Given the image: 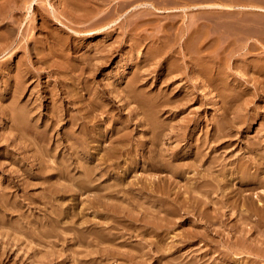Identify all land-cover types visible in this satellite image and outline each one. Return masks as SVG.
<instances>
[{"label": "rangeland", "instance_id": "rangeland-1", "mask_svg": "<svg viewBox=\"0 0 264 264\" xmlns=\"http://www.w3.org/2000/svg\"><path fill=\"white\" fill-rule=\"evenodd\" d=\"M7 24L12 30L4 29ZM263 44L264 0H0V247L2 237L7 233L11 238L17 236L20 239L19 245H11V251L7 247L10 260L5 263L188 264L194 258L192 264H210L212 261L224 264L220 250L226 248L219 244L222 243L220 235L215 236L213 242L195 237L193 243H188L187 238L193 237L192 233L201 228L195 226L198 213L189 216L183 210L177 211L178 205L183 203L188 205H183L185 208L195 205L186 198L189 194L183 192L186 180L175 177L164 166L158 170L146 169L144 157L153 160L163 157L150 140L154 137L150 125L139 123L148 114L136 112L138 102L127 100L124 94L129 90L127 83L133 81L139 87L142 84L141 90L152 93L165 85L167 87L161 91L173 92L171 96L183 97L189 93L192 97H188L189 101L182 99L184 107H174L181 99L177 97L164 108L173 107L176 112L181 108L168 119L172 112L163 115L164 118L167 116L163 122L164 133L186 135L188 144L183 151H188L189 145L206 137V132H213V122L219 118L223 122L220 113L225 111L228 119L236 117L233 125L231 122L227 125L235 134L232 145L221 155L226 156V161L235 155L253 157L254 154L241 146L258 140L264 148ZM211 58L216 60L213 66L209 64ZM208 68L215 73L210 72L216 79L213 85L203 81L209 77L204 73ZM162 76H169L167 83ZM19 79L24 83L23 92L14 99L11 91ZM83 82L89 84V92L83 89ZM101 89L108 92L112 103L97 93ZM229 95L234 96L235 101L231 102ZM62 99L65 100L62 102ZM70 100L74 102V113H83L85 110L81 108L85 109L87 105L91 108L93 102L101 107L90 111L92 120L85 131L87 140L82 137L95 159L81 153L83 144L79 143V148L78 143L74 144L78 151L68 167H76L69 171L70 177L75 179L54 175L48 180L50 168L60 169L61 164L68 163L64 147L68 141L65 143L61 134L64 129L60 128L66 120L57 116L60 126L53 125L51 116L54 114L50 108L63 110ZM21 109H30L31 113L25 132L15 130L8 120L9 114ZM141 140L145 144L140 148ZM69 142L73 144L74 140ZM168 142L162 147L175 146L177 136ZM45 149L51 152H40ZM207 151L210 149L204 152ZM220 151L211 155H218ZM38 152L44 155L42 160L48 172L46 169L39 172L36 163L39 159L32 160ZM262 152L264 149L261 148L257 153ZM188 160L190 158L171 163ZM205 164L199 168L201 173L208 165ZM250 171L252 173L254 168ZM36 172L44 177H38ZM234 174L233 177L241 175ZM79 181H85L88 190ZM15 182L26 187V191L17 188ZM143 184L146 190L141 189ZM153 184L157 188L151 191ZM172 184L181 186L182 192H175L176 195L173 191L177 188L163 190L162 187L168 185L173 188ZM263 189L264 184L244 194L258 201L257 195L263 196ZM100 193H106L102 198L103 205L108 204L105 207L98 202ZM194 195L202 197L203 194ZM216 196L212 194V197ZM102 210L105 216L100 214ZM208 212L212 213L210 208ZM187 217L192 218L188 221L185 220ZM217 225L212 228L220 229ZM38 228L43 231L41 241L33 234ZM35 249L40 253L37 254ZM235 249L231 251L233 259L227 264H264L263 249L258 256L256 252L248 254ZM1 251L0 248V254ZM201 252L207 253L204 259L200 258ZM40 254L43 259L38 261ZM239 256L243 259L239 260Z\"/></svg>", "mask_w": 264, "mask_h": 264}, {"label": "bare ground", "instance_id": "bare-ground-1", "mask_svg": "<svg viewBox=\"0 0 264 264\" xmlns=\"http://www.w3.org/2000/svg\"><path fill=\"white\" fill-rule=\"evenodd\" d=\"M18 1V0H17ZM62 1V0H61ZM72 1V0H71ZM76 1V0H75ZM117 1V0H116ZM134 1V0H133ZM169 1V0H168ZM194 1V0H193ZM4 2V1H3ZM6 2V1H5ZM74 2V1H73ZM139 2V1H138ZM180 2V1H179ZM188 2V1H187ZM199 2V1H198ZM72 3V2H71ZM122 3V2H120ZM129 3V2H128ZM132 3V2H131ZM79 4V3H78ZM77 4V5H78ZM30 5V3H29ZM125 5V4H124ZM12 6V5H11ZM120 6V5H119ZM183 6V4H182ZM173 7V6H172ZM218 7V6H217ZM230 7V6H228ZM14 9V8H12ZM70 9V8H69ZM110 9V8H109ZM112 9V8H111ZM73 11V9H71ZM76 10V9H75ZM89 11V10H88ZM91 11V10H90ZM112 11V10H111ZM5 13V12H4ZM107 13V12H106ZM86 14V13H85ZM88 14V13H87ZM86 14V15H87ZM109 14V13H108ZM146 14V13H145ZM110 15V14H109ZM137 15V14H136ZM78 16V14H77ZM83 16V14H82ZM106 16V15H105ZM104 17V16H103ZM108 17V15H107ZM18 18V17H17ZM87 18V17H86ZM105 18V17H104ZM4 19V18H3ZM100 18H98V21H99ZM102 19V17H101ZM15 20V19H14ZM20 20V19H19ZM40 21V20H39ZM81 21V20H80ZM101 21V20H100ZM12 22V20H11ZM77 22V21H76ZM5 23V22H4ZM145 23V22H144ZM151 23V22H150ZM39 24V23H38ZM9 24H7L6 26H4V29L5 30H12L11 28H8ZM86 25V24H85ZM46 26V25H45ZM102 26V25H101ZM25 28V27H24ZM25 30V29H24ZM134 31V30H133ZM49 32V31H48ZM52 34V33H51ZM191 34V33H190ZM213 34V33H212ZM53 35V34H52ZM254 35V34H253ZM55 38V37H54ZM193 38V37H192ZM204 38V37H203ZM261 39V38H260ZM6 40V39H5ZM57 40V39H56ZM238 40V39H237ZM256 40V39H255ZM213 41V40H212ZM215 41V40H214ZM158 42V41H157ZM186 42V41H185ZM66 44V43H65ZM264 45V44H263ZM262 45V49H264V46ZM213 46V44H212ZM251 46V45H250ZM254 46V45H253ZM261 46V45H260ZM68 47V46H67ZM111 47V46H110ZM183 47V46H182ZM197 48V47H196ZM259 48V47H257ZM38 49V48H37ZM188 49V47H187ZM67 50V49H66ZM192 50V49H191ZM58 51V50H57ZM112 51V50H111ZM158 51V50H157ZM156 52V51H155ZM73 53V52H72ZM103 53V52H102ZM102 53L100 55H102ZM98 54V53H97ZM187 54V53H186ZM192 54H193V51H192ZM162 55V54H161ZM164 55V53H163ZM109 56V55H108ZM193 56V55H192ZM83 57V56H82ZM212 57V56H211ZM106 59V58H105ZM212 60L209 61V64H211L212 66L216 63V60L214 58H211ZM181 60V59H180ZM206 60V58H205ZM86 61V60H85ZM95 60H93L94 62ZM104 61V60H103ZM180 62V61H179ZM85 63V62H84ZM88 64L90 62H87ZM179 64V63H178ZM187 64V63H186ZM81 65V64H80ZM69 66V65H68ZM87 66V65H86ZM95 66V65H94ZM20 67V66H19ZM91 67V66H89ZM170 67V66H169ZM180 67V66H179ZM98 68V67H97ZM171 69V68H170ZM168 69V70H170ZM176 69V68H175ZM209 69V68H208ZM214 69V68H213ZM172 70V69H171ZM168 71L169 73L171 72ZM197 70V69H196ZM206 72L207 75H209V77H207V79L203 80L205 81V83L207 82L208 84H211L213 85V82L216 80L215 78H213V75L211 74L210 76V72L215 74L214 72H212L211 69L207 70V69H204ZM92 71V70H91ZM144 72V71H143ZM167 72V73H168ZM91 73V72H89ZM165 73V74H167ZM20 75V74H18ZM169 75V74H168ZM199 75V74H198ZM68 76V75H67ZM165 76V75H163ZM162 76V77H163ZM202 76V75H201ZM20 77V76H19ZM166 77H169V76H166ZM166 77H163L165 80H163L164 82L167 83L166 81ZM91 78V77H90ZM198 78V77H197ZM203 78V77H202ZM224 78V77H223ZM169 79V78H168ZM167 79V80H168ZM172 80V79H170ZM174 81V80H173ZM60 82V81H59ZM91 82V81H90ZM196 82V81H195ZM202 82V81H201ZM128 85V92L124 94V96L127 98V100H133L135 99L138 103H137V107H135V111L136 112H142L141 114H143L145 112V114L147 115L148 114V117L146 116V118L143 117V119H141L139 121V123H142V124H149V128L152 132V135L154 136L151 140V142L154 144L153 146L156 148V151L158 150L160 152V155L163 157L162 159H151L150 157H144V164L146 165V169H152V170H158L159 168L161 167H165V168H169V172H171L175 177H178V178H182L184 180H186V183L183 185V192H187L189 195L188 198L189 201L192 200V202L194 201L195 202V205L193 206H189L187 208H185L186 206L188 205H184L181 204V205H178L177 207V211H180V210H183L184 213L186 214H195V213H198L196 215L199 216L198 219H196V224L195 226L201 228L200 230L198 229L197 232H194V234L192 233V235H194L193 237L189 236L187 239L188 243H193L194 240H195V237H198V238H201V240H205V241H208V242H213L214 241V238L215 236H221V242H219V244H221V246H224L226 249L225 250H220L223 255H224V259L222 258V262L224 264H227L229 262L230 259H233L232 257V253L231 251L235 248H238V250H240V252L244 253H248V254H255L256 252V255L258 256V254H260V252H262L264 250V248H261L260 246L264 247L263 244H264V202H261V199L264 200V195L262 196L261 194H258L257 195V198L259 199L258 201H255L254 199L250 198L249 195L247 194H244L245 191H253L255 188H257L258 186H262L264 184V177L261 176V174L263 173L264 174V153L262 152V154H258V150H261L264 149L261 145H260V141L257 140V142H254V143H250V142H246L247 144H244V146L241 148L245 149L246 152H249V154H254L253 157H244V155H235L236 157L233 158V159H230L229 161H226L225 157H223L221 154L225 153L226 150H228V148H230L229 146L232 145L233 143V140H232V136H234L232 130H231V127L227 125L228 122H231L232 125L234 124V118H229L228 119V114H226L227 112L225 111H221L222 113H220L222 115L221 119L223 122H220V118H219V121L217 120L216 122H213L212 126H213V132L212 133H207L206 137L204 139H197L195 141L194 144H191V146L189 145L188 147V151H183V148L188 144L187 143V139H186V135L184 137V134H181V133H177V134H171V132L169 131L168 134L164 133V120L165 118L167 117H163V115H165V113H169V112H172V113H169L168 114V117H171V115L177 113V112H180L181 108H178L179 110L176 112L172 109H176V108H173V107H169L167 109H164L166 108V106H168V104H172V102H175L176 100H173V99H177V95H173L171 96V94L173 93L172 90H171V94L166 92V89L162 92L161 90H163L165 87H167V85H165V87L162 89L160 88V91L158 90V92L156 93H152V91H147L145 89L141 90L140 87L142 86V84L140 83V87L137 86V83L135 81H133L132 83H127ZM215 84V82H214ZM230 84V83H229ZM26 85V84H25ZM60 85V84H59ZM106 85V84H105ZM157 85V84H156ZM163 85V84H161ZM62 86V84H61ZM83 89L86 91V92H89L90 91V86L88 83L86 82H83ZM23 87H24V83L22 82L21 79L17 80V82L14 83V89L13 91H11V96L16 99L18 98L22 92H23ZM119 87V86H118ZM124 87V86H123ZM260 87V86H259ZM26 88V87H25ZM96 88V87H95ZM172 88V87H171ZM211 88V87H209ZM214 88V87H213ZM261 88V87H260ZM110 89V88H109ZM124 89V88H122ZM200 89V88H199ZM65 90V89H64ZM190 90V89H189ZM213 90V89H212ZM211 90V91H212ZM118 91V89H117ZM120 91V89H119ZM127 91V90H126ZM174 91V90H173ZM188 91V90H187ZM53 92V91H52ZM64 92V91H63ZM85 92V93H86ZM113 92V91H112ZM170 92V90H169ZM175 92V91H174ZM215 92V91H214ZM54 93V92H53ZM101 98H107V99H110V95L108 94L107 91H105L104 89H101V90H98L97 92ZM110 94H112L111 92H109ZM114 93V92H113ZM191 93V92H190ZM88 94V93H87ZM86 94V95H87ZM186 94V93H185ZM189 94V93H188ZM188 94H186L185 96L179 97L180 101L179 103H177L174 107H179V106H183L185 105V103L183 102V98L184 100L186 101H189L188 100V97H191L189 96ZM193 94V93H192ZM217 95V94H216ZM117 96V95H115ZM218 97L219 94L217 95ZM216 96V97H217ZM48 97V96H47ZM97 97V96H96ZM124 97V98H125ZM230 97V101L233 102L235 101V97L234 96H228ZM56 98V97H55ZM93 99V97H90ZM102 98V99H103ZM117 98V97H116ZM192 98V97H191ZM197 98V97H196ZM97 99V98H96ZM115 99V98H113ZM178 99V100H179ZM194 99V98H193ZM65 100V99H64ZM62 99V102L64 101ZM117 100V99H115ZM131 100V101H132ZM134 100V101H135ZM182 100V101H181ZM218 100V99H217ZM220 100V99H219ZM57 101V100H56ZM67 101V100H66ZM81 101V100H80ZM112 100L110 99V103ZM128 101V102H129ZM133 101V102H134ZM120 102V101H119ZM118 102V103H119ZM230 102V103H231ZM36 103V102H35ZM66 103V102H65ZM64 103V104H65ZM121 103V102H120ZM119 103V104H120ZM123 103V102H122ZM130 103V102H129ZM98 104V103H97ZM96 102L92 103L91 104V108H89L90 106L87 105L85 107V109H82L81 110H85L83 113H81L82 111L78 112L76 111L75 112V107H74V102L73 101H68V107L63 109L62 108L58 111L57 108L56 110L52 107L50 108L52 111H53V114L51 117L52 121L51 123L55 126H60V121L56 118L57 116H63V120H66L63 122V120H61V122H63L61 124V127L60 128H63L64 131L61 132V134L63 135L64 137V140H65V143L68 141V143L70 145L67 144H64V147H66V151H67V154L65 155L68 156V158H66L68 160V163L66 164H61L63 167H58L60 169H57V168H50L49 170H52L51 171V174H48L49 176L46 177L49 179V177L51 178L52 176L54 175H57V176H65L68 178V176L70 177V174H69V171L70 169L72 168H76L74 165L71 166L70 168L68 167L70 164H71V160H74L72 159L74 156V154H76V151L77 150V147L74 145L78 143V148H79V143L80 144H83L82 146H80L81 148V153H83L85 155V157H88V158H92L94 157V154L92 152L89 151V148H88V145L87 147H85L84 144H86L87 142H84L82 141L83 138L86 139V128L88 126V124L91 122L92 120V117H91V114H90V111L93 109H98L100 106L99 104L97 105ZM16 105V104H15ZM14 105V106H15ZM103 105V104H102ZM118 105V104H117ZM216 105V104H215ZM224 105V104H223ZM231 105V104H230ZM229 105V106H230ZM3 106V105H2ZM25 106V105H24ZM56 106V105H55ZM89 106V107H88ZM106 105H104L105 107ZM121 106V105H120ZM119 106V107H120ZM124 106V105H123ZM131 106V105H130ZM226 106V105H225ZM228 107V106H227ZM234 107V106H233ZM31 108H34L31 106ZM101 108V107H100ZM99 108V109H100ZM0 109H2L0 107ZM232 109V108H231ZM30 109L26 110V109H21L20 111H14L12 114H9L8 115V120H9V123L10 125L17 131H27V125L29 124V117L31 116L30 112H29ZM32 110V109H31ZM79 110V109H78ZM221 110V108L219 109ZM218 109H216L215 111H217V115H218ZM223 110V109H222ZM34 111V109H33ZM32 111V112H33ZM96 111V110H95ZM99 111V110H98ZM230 112V110H228ZM60 113V115H59ZM231 113V112H230ZM130 114V113H129ZM139 115V114H138ZM212 115V114H211ZM230 116V115H229ZM54 118H56L57 120H55ZM94 118V117H93ZM212 118H214L212 116ZM133 119V118H132ZM136 121V120H135ZM211 123V122H210ZM96 124V123H95ZM94 124V125H95ZM99 124V123H98ZM51 125V124H50ZM238 125V124H237ZM54 126V127H55ZM76 127V128H75ZM98 127V126H97ZM146 127V126H145ZM227 127V128H226ZM237 127V126H236ZM235 128V127H234ZM12 129V128H11ZM13 129V130H14ZM208 129V128H206ZM79 132H78V131ZM76 131L78 134H76ZM92 131V130H91ZM206 131V130H205ZM262 132V131H261ZM116 133V132H115ZM205 133V132H204ZM17 134V133H16ZM41 134V132H40ZM163 135V136H162ZM181 135V136H179ZM39 136V135H38ZM92 136V135H91ZM122 136V135H121ZM162 136V137H161ZM173 136H177L178 138V143L173 146V147H168V148H163L162 145L164 143H169L168 142V139L170 140ZM58 137V136H57ZM83 137V138H82ZM148 137V136H147ZM180 137V138H179ZM24 138V137H22ZM95 138V137H94ZM142 138V137H141ZM146 138V137H145ZM144 138V139H145ZM257 138V137H256ZM261 138V137H259ZM17 139V138H16ZM41 139V138H40ZM55 139V138H54ZM247 139V138H246ZM24 140V139H23ZM69 140H74L73 144H71L72 142H69ZM146 141L147 138L145 139ZM191 140V139H190ZM238 140H240L238 138ZM261 140V139H260ZM27 141V140H26ZM100 141V140H99ZM160 141V146L158 147L157 146V142ZM182 141H184L183 143L184 144H180ZM244 140H242L243 142ZM218 142V143H217ZM8 143V142H7ZM118 143V142H117ZM192 143V142H191ZM213 145H211V144ZM264 143V142H263ZM116 144V143H115ZM145 144V141H140L139 145H140V148L143 147ZM151 144V143H150ZM159 144V143H158ZM152 145V144H151ZM47 146V145H46ZM55 147L58 146V145H54ZM53 146V147H54ZM61 146V144H60ZM95 145H93L94 147ZM117 146V145H116ZM261 146V147H260ZM264 146V145H263ZM146 147V145H145ZM16 148V147H15ZM117 148V147H116ZM31 149V148H30ZM113 149V147H112ZM111 149V150H112ZM154 149V148H152ZM151 149V150H152ZM205 149H210V152H204ZM143 150V149H142ZM155 150V149H154ZM217 150H221L220 154H215V155H211L212 152H215L217 153ZM36 151V150H35ZM98 151V150H97ZM125 151V150H124ZM148 151V150H147ZM153 151V150H152ZM156 151L154 153H156ZM41 153L44 152V154H47V152H51V150L49 149H45L44 150H41L40 151ZM114 152V151H113ZM233 152V151H232ZM21 153V152H20ZM39 154L36 153V157H32L33 159L32 160H38L37 163V167H38V170L39 172L43 171L44 172V169H46L45 167V163H44V158H42V156H44L43 154ZM245 153V152H244ZM107 154V153H105ZM242 154V153H241ZM248 154V155H249ZM51 155V154H50ZM48 155V156H50ZM111 155V151H110V154ZM157 155V154H155ZM225 155V154H224ZM234 155V154H232ZM231 155V156H232ZM112 156V155H111ZM146 156V155H145ZM228 156V155H227ZM110 157V156H109ZM159 157V156H158ZM234 157V156H233ZM186 158H190V161L188 160V162H182V163H178V164H172L171 162L172 161H182ZM76 159V158H75ZM95 159V157H94ZM103 159V158H102ZM47 159H45L46 161ZM70 160V161H69ZM107 160V159H106ZM105 160V161H106ZM78 161V160H77ZM90 161V160H89ZM101 161V160H100ZM103 161V160H102ZM180 161V162H181ZM56 162V161H55ZM61 162H63L61 160ZM107 162V161H106ZM165 162V163H164ZM30 163V162H29ZM105 163V162H103ZM109 163V162H108ZM208 165H206V164ZM77 163H75L76 165ZM106 164V163H105ZM204 164L207 166L205 167V169H203V172L201 173L200 171H202L201 168L202 166H204ZM102 166V165H101ZM228 166H231V167H228ZM103 167V166H102ZM9 168V167H8ZM81 168V167H80ZM251 168H254V171L251 173V171L249 172V170ZM48 169V167H47ZM46 169V170H47ZM9 170V169H8ZM45 172H48V170ZM56 170V171H55ZM95 170V169H94ZM6 171V170H5ZM54 171L56 173H54ZM196 171V172H194ZM39 172H36L37 173V176L38 177H44L42 175H40ZM42 172V173H43ZM19 173V172H18ZM190 173H192V175H190ZM241 174V175H237L235 176V174ZM10 174V173H9ZM233 174L235 177H233ZM15 175V174H14ZM11 176V175H9ZM171 176V175H170ZM12 177V176H11ZM78 177V176H76ZM84 177V176H83ZM89 177V176H88ZM90 178V177H89ZM105 178V177H104ZM70 180L72 179H75L74 177L73 178H69ZM88 179V178H87ZM13 180V179H12ZM86 180V178H85ZM236 181L235 183H233L234 181ZM14 181V180H13ZM90 181V179H88V182ZM30 182V181H29ZM48 182V181H47ZM82 185V187H84V189H87V184H84V182H81L79 181ZM91 182V181H90ZM12 183V181H11ZM18 182H15V186L19 189H22L24 191H26V187H21L17 184ZM77 183V182H76ZM79 183V184H80ZM87 183V182H86ZM153 183V182H152ZM156 183V182H155ZM30 184V183H29ZM48 184V183H47ZM54 184H56L54 182ZM89 184V183H88ZM91 185V184H90ZM149 185V184H148ZM154 187L152 186L153 189L152 190H155L157 187V185L155 186V184H153ZM30 186V185H29ZM34 186V185H33ZM94 186V185H93ZM100 186V185H99ZM150 186V185H149ZM41 187V186H40ZM107 187V186H106ZM148 187V186H147ZM160 187V186H159ZM158 187V189H159ZM172 187L171 188V185H168V187H162L163 190L166 189L168 191L174 189V188H177V190L173 191L174 193L176 192L177 194L180 192H182V189H181V186H178L177 184L173 186L172 184ZM10 188V187H9ZM13 188V187H12ZM151 188V187H149ZM72 189V188H71ZM81 189V188H80ZM107 189V188H106ZM141 189H145L146 190V186L143 184V186L141 187ZM148 189V188H147ZM156 190L158 192H160L159 190ZM59 190H62L61 187H59ZM79 190V189H78ZM88 190V189H87ZM91 190V189H90ZM162 190V189H161ZM264 190V189H263ZM63 191H65V189H63ZM83 191V190H82ZM150 191V190H149ZM11 192V191H10ZM15 192V191H14ZM121 192V191H120ZM163 192V191H161ZM118 193V192H117ZM175 193V194H176ZM198 193H201L203 194L202 197H198L197 195H194V194H198ZM104 194L106 193H103L99 195V198H98V202L101 203L102 206H107L108 204L105 203V205H103V201H102V198L104 196ZM176 194V195H177ZM183 194V193H182ZM181 194V195H182ZM212 194H216L217 196L216 197H212ZM0 195H1V192H0ZM175 195V196H176ZM206 196L205 198H203V196ZM72 196V195H71ZM96 196V195H95ZM184 196V195H183ZM2 197V196H1ZM73 198V197H72ZM95 198V197H94ZM101 198V199H100ZM178 197H176L177 199ZM185 198V197H184ZM24 199V197H23ZM182 199V198H181ZM191 199V200H190ZM1 200V199H0ZM174 200V199H172ZM179 200V199H178ZM3 201V200H2ZM180 201V200H179ZM48 202V201H47ZM92 202V201H91ZM96 202V201H95ZM181 203L183 202L180 201ZM184 202H186V200H184ZM2 204V203H1ZM13 204V203H11ZM10 204V205H11ZM173 204V203H172ZM179 204V203H178ZM4 205V204H3ZM91 205V204H90ZM96 205V204H95ZM185 207H184V206ZM9 206V205H8ZM262 206V207H261ZM5 207V206H4ZM175 208V206H173ZM202 207V208H201ZM9 208V207H8ZM14 208V207H13ZM17 208V207H16ZM209 208L211 209V212L212 213H209L208 210ZM7 209V208H6ZM18 209V208H17ZM176 209V208H175ZM5 210V209H4ZM9 210V209H8ZM181 213V212H180ZM101 215L105 216V212L104 210H102V212L100 213ZM165 214V213H164ZM52 215V214H51ZM234 215V216H233ZM188 216V215H187ZM231 216H233V218H231ZM147 217V216H146ZM156 217V216H155ZM207 217V219L205 218ZM154 218V217H153ZM192 218V217H191ZM190 217H187L185 220H188L190 221L191 220ZM184 219V218H183ZM203 219L205 220L204 223H198L197 222H200V221H203ZM44 220V219H43ZM51 220V219H50ZM46 221V220H45ZM184 221V220H183ZM21 222V221H20ZM18 222V223H20ZM24 222V221H23ZM22 222V223H23ZM52 222V221H51ZM15 223V222H14ZM17 223V224H18ZM168 223V222H167ZM192 223V221H191ZM21 224V223H20ZM19 224V225H20ZM25 224V223H24ZM40 224V223H39ZM219 224V226L217 225ZM42 225V224H40ZM56 225V224H55ZM214 225H217L218 227H220V229H216L215 227L212 228V226ZM12 226V225H11ZM21 226V225H20ZM15 227V226H14ZM18 227V226H17ZM16 227V228H17ZM23 227V226H22ZM41 227V226H40ZM39 227V228H40ZM217 227V228H218ZM35 229V231H33V234L35 236H37V240H39L41 237L40 235L43 233V231L41 229ZM223 228V230L221 229ZM1 229V228H0ZM19 229V228H18ZM7 230V229H6ZM224 230H228L227 233H224L226 231ZM253 230V233H251ZM3 231V230H2ZM28 231L29 233H32L30 230H26ZM101 232V231H100ZM103 233V232H101ZM257 233V234H255ZM2 234V233H1ZM16 234V233H14ZM100 234V233H99ZM108 234V233H107ZM5 235V233H4ZM104 235V234H103ZM106 235V234H105ZM191 235V234H190ZM255 235V236H254ZM16 236V235H14ZM5 237V236H4ZM3 238V242H2V246L0 247L1 250L3 249V251H1L2 253L0 254V263H8L7 261L10 260V258L8 259V253L9 251L7 250V247L8 249L11 251V245L12 244H15V245H19L17 242L20 240L16 237H13L11 238V236L9 235V233H7L6 237ZM104 237V236H102ZM107 237V235H106ZM261 237V239L259 238ZM20 238V237H19ZM220 238V237H219ZM22 239V238H21ZM197 239V238H196ZM26 240V239H25ZM41 241V240H39ZM71 241V240H70ZM20 242V241H19ZM21 242H23L21 240ZM87 242V241H86ZM203 243V242H202ZM246 243V244H245ZM6 244V246L4 247V245ZM1 245V244H0ZM9 245V246H7ZM21 245V244H20ZM34 245V244H33ZM32 246V245H31ZM30 246V247H31ZM13 247V246H12ZM29 246H27L28 248ZM32 248V247H31ZM42 248V247H41ZM207 248V247H206ZM18 249V248H17ZM16 249V250H17ZM37 249V248H36ZM35 249V250H36ZM100 249H103V248H100ZM105 249V248H104ZM199 249V248H198ZM263 249V250H262ZM32 250V249H31ZM200 250V249H199ZM236 250V249H235ZM237 250V251H238ZM8 251V252H7ZM18 251V250H17ZM40 250H36V253H40L39 252ZM102 251V250H101ZM195 251V250H194ZM198 251V250H197ZM15 252V250H14ZM35 252V251H34ZM103 252V251H102ZM212 252V251H211ZM101 253V252H100ZM193 253V252H192ZM201 257L200 258H203L204 259V256L207 254L205 252H201ZM216 253V252H215ZM214 253V254H215ZM234 253V251H233ZM258 253V254H257ZM264 253V252H263ZM14 254V253H13ZM19 254V253H18ZM43 255V254H42ZM40 254L37 255V258H38V261L41 260V258L43 259V256ZM16 256V255H15ZM35 256V255H34ZM193 256V255H192ZM207 256V255H206ZM209 256V255H208ZM36 257V256H35ZM238 257V256H236ZM28 258V257H27ZM45 258V257H44ZM197 258V257H196ZM195 258V259H196ZM240 257L239 256V260H240ZM14 259V258H13ZM189 259V258H188ZM194 259V258H193ZM193 259L191 258L189 260V263L188 264H192L193 263ZM237 259V258H236ZM243 259V258H242ZM30 260V259H29ZM201 260V259H200ZM212 260V259H211ZM207 261V260H206ZM205 261V262H206ZM217 261V260H215ZM244 261V260H243ZM33 262V261H32ZM45 262V261H44ZM212 261V263L210 264H216L217 262H214ZM5 263V264H6ZM196 263V261H195ZM199 263V262H198ZM197 263V264H198ZM202 263V262H201ZM242 263V262H240ZM35 264H38V263H35ZM39 264H43L42 261L39 262ZM46 264V263H44ZM205 264V263H204ZM218 264V263H217ZM221 264V263H219Z\"/></svg>", "mask_w": 264, "mask_h": 264}]
</instances>
